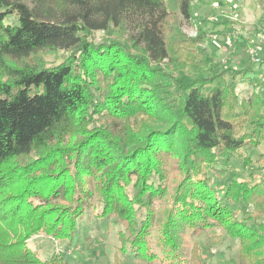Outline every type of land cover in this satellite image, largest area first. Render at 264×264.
Instances as JSON below:
<instances>
[{
    "label": "trees",
    "instance_id": "16d2710c",
    "mask_svg": "<svg viewBox=\"0 0 264 264\" xmlns=\"http://www.w3.org/2000/svg\"><path fill=\"white\" fill-rule=\"evenodd\" d=\"M194 1L177 0L184 19ZM172 17L164 0H0V264H69L59 254L41 260L27 241L40 232L71 240L93 195L82 173L94 179L98 216L114 213L126 224L119 249L133 264H185L183 230L209 231L206 250L224 232L238 241L237 264H264V183L233 178L219 198L207 177L224 174L217 160L264 142V100L254 92L239 98L234 79L245 70L202 77L189 48L204 35L171 42ZM96 31L109 38L95 43ZM56 51L68 53L56 66L24 63ZM186 62L189 82L174 98V76ZM226 73L233 81L215 84ZM171 159L183 178L159 214L152 246V201L166 198ZM226 201L254 206L247 216L254 227L235 219ZM200 261L193 254L189 264Z\"/></svg>",
    "mask_w": 264,
    "mask_h": 264
},
{
    "label": "rangeland",
    "instance_id": "374dc122",
    "mask_svg": "<svg viewBox=\"0 0 264 264\" xmlns=\"http://www.w3.org/2000/svg\"><path fill=\"white\" fill-rule=\"evenodd\" d=\"M164 1L168 11L173 14L170 21V26L174 30L169 37L171 42L179 43L186 36L195 37L199 33L204 35L202 42L189 48L194 52V59L200 70H204L202 77L227 68L245 70L244 74L234 79L239 98H248L254 92L264 100V0H195L192 3L190 19H184L180 15L177 0ZM6 22L16 24V18L10 16ZM93 36L95 43H101L109 38L108 32L103 31H96ZM67 56L68 53L64 51L41 52L24 63L33 65L38 62L46 67H52L61 63ZM190 66L191 64L186 62L182 68L184 71L179 70L175 74L174 98L181 93L179 85L189 82L186 72ZM231 81L233 79L226 73L215 84L224 85ZM246 130L250 131V128L246 126ZM175 165L177 161L173 159L165 164L162 183L166 198L163 201L156 199L152 201V208L156 212L148 236L152 246L156 240L154 226L158 222L159 214L170 206L172 195L183 178V175L174 168ZM214 168L224 172L223 175H217L213 171H207L209 185L219 198L233 178L251 186L258 182L264 183V142L256 148L246 143L228 162L217 160ZM68 170L73 173L72 166H69ZM79 179L83 189L93 195L90 206L85 208L83 215L77 219L76 232L71 240L56 239L40 232L27 241V246L36 252L41 260L49 259L52 254H59L69 264H117V261L122 264H133L134 259L130 255L123 256L119 249L121 234L129 237L126 224L118 220L114 213L99 217L102 205L94 191V179L84 173ZM154 182H157L156 178ZM126 190L129 195L133 194L130 186H127ZM36 199L38 200L35 198L33 201L36 202ZM53 203L68 205V201L62 198L53 199ZM226 204L231 208L235 219L254 227L253 221L247 219L249 215L253 217L254 206L227 201ZM144 216L145 212L140 211L138 220ZM258 222L264 224V216L260 217ZM221 234V241L206 250L209 231L197 230L195 233L181 231L179 236L184 263L189 264L195 254L196 258L201 259L198 264H237L238 241L229 238L224 232ZM154 251L157 252L156 249Z\"/></svg>",
    "mask_w": 264,
    "mask_h": 264
}]
</instances>
